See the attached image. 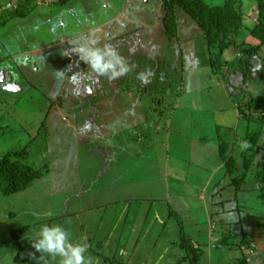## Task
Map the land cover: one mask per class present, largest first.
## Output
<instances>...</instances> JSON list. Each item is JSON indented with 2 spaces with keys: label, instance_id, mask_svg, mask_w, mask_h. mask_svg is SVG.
<instances>
[{
  "label": "rangeland",
  "instance_id": "374dc122",
  "mask_svg": "<svg viewBox=\"0 0 264 264\" xmlns=\"http://www.w3.org/2000/svg\"><path fill=\"white\" fill-rule=\"evenodd\" d=\"M104 1L106 0H94L93 4L87 5L83 12L79 11L78 22H80L79 24L83 23L87 30L89 27L87 25L91 23L90 29L94 26L95 31L107 32L110 30V33L116 35L114 26L117 27L123 22L131 21L125 17L118 19L119 13L115 12L119 10L118 4H120L121 12L125 10L126 0H122V4L119 3L121 0H114L118 1V4H110L111 6ZM206 1L211 4L224 2V0ZM243 1L246 13L245 24L250 26L256 20L257 5L254 0ZM80 2H84V0L74 1L75 4H80ZM11 5L10 3L6 7ZM148 6L147 0H143V2L133 0L131 4L133 8L130 7L128 12L133 20L147 21L151 23V27L157 25L156 29L149 32L153 41L151 50L134 49L132 44L129 45L132 42L130 37L129 40L123 39L117 43L118 38L113 40L107 38L106 45H113L128 67V71L123 76L114 80L102 76L103 78L98 83L97 78H92L90 84L95 88V92H90L87 90L88 85L85 88V82L88 74L93 70L80 59L77 52L70 51V43L66 49L56 52V56L58 55L59 59L64 57L65 61H68L69 57L70 64L75 61L78 69L83 70L82 73L66 74L64 73L65 68H61L60 72L58 62L51 61L53 56L49 55L43 73L40 74L36 68L29 70L32 76L30 77L39 84L28 86L26 91L30 95H37L41 98V101L31 102V104L37 103L38 107V112H34V114H41L37 121L45 117L46 114L43 112L45 109L48 112L51 111L49 117L60 116L65 121L66 118L62 110L72 112V115H76L77 110L79 114L85 115L91 120L89 121L86 117L82 122L84 125L82 128L88 132V137L92 139L90 142L94 141L93 136L95 137L96 133L103 132L105 126H108L110 131H116L124 140L129 133L138 134V141L148 142V147L157 151L159 163H164L166 168L169 164H175L170 172L171 181L168 182L169 187L176 195L171 200L170 215L165 223L160 224V220L154 223L150 234H147L143 241L142 237L130 238L129 235H132V232L127 231L129 223L122 226L123 219L119 220V229H116L118 222L117 224L113 223L114 228L109 229L108 223H103L101 218H95L99 211L93 209L94 205L101 202L99 191L94 190L87 193L86 190L78 189L81 178L77 180L75 176L79 173L80 166L78 167L77 162L69 161L70 152L68 150L59 148L60 143L66 140L65 134L67 133L65 131L67 129L58 128L61 132L56 135H52L50 132L46 136L48 137L47 141H44L43 137L37 135L35 128L37 125L32 123L25 126L26 131L23 132V135H18L20 139L18 144L22 146L16 149H28V155L21 157L20 160L36 169H41L42 178L40 177L41 179L39 178L27 189L26 192L30 191L29 194L22 192L7 196L0 190V264H60V257L53 258L47 253L36 251L33 247L38 238L39 228L45 223L61 224L71 233L72 242L86 243L88 245L87 256L91 264H142V261H145L146 264H154L159 253L166 246H169L166 250L169 254L167 253L165 262L169 261V257L174 252L183 248L181 262L175 264H188L183 262L189 261L188 255H190L183 244L184 237L188 239L189 244H192L191 238L196 239L198 235L207 230V225L204 222L208 223L209 217H212V221L219 225V230H222L223 216L231 213L229 210L231 205L233 207L236 205L235 187L231 183V179H225L228 177L224 170L220 172V169H217L218 172H215L216 164L206 159L208 156L204 153L203 148L211 146L216 132L213 128L219 127V125L229 126V129L223 128L221 134L224 140L232 141L236 128L230 127L236 123L234 104L239 102L237 98L239 95L233 94L232 98L229 93V82H224L222 75L212 73L205 36L185 11L178 10L183 37L176 41L169 40L163 33L161 21L158 24V19L161 16L160 0H151L154 17L152 13L146 14ZM14 7V9L17 8L16 5ZM38 10L36 6L32 14H21L15 17V20L0 16V36L4 37L3 41H9L12 46L19 47L32 39L29 36L21 37V30L26 23L33 19L31 17ZM9 15L13 17L14 11L12 10ZM103 16H108V18L102 22ZM133 26H135L134 29H138V25H130V27ZM89 31L91 32V30ZM132 31L130 33H133ZM247 31L244 30L243 37L248 43H255V38ZM78 32L77 45H89L90 43L85 40L86 36ZM143 34L142 29L135 37L139 36V39L142 40ZM156 34L157 39H155ZM96 40L98 41L100 38ZM152 41L149 40V42ZM60 52L62 53L60 54ZM262 53L264 54V52ZM236 54H238L236 49H228L224 58L226 60ZM59 59L58 61L63 64V61ZM253 61L256 64L262 63L257 58ZM183 65H185L184 70ZM141 72L148 73V76H146L147 78L142 77L139 82L137 80ZM91 76H95V74L93 73ZM132 78L134 79L132 80ZM142 80L144 81L142 82ZM236 92H246L254 99L256 98L264 108V71L255 73L254 80H249L246 84L241 85ZM58 100L63 101L61 106L58 104ZM25 103L28 104L26 101ZM20 104L10 103L9 108L14 106L12 109L15 111L12 115L20 121H24L25 119L19 114ZM257 114L259 113L251 111L252 116L256 117ZM242 122L243 125L238 123L239 128L243 129V133H245L246 123ZM68 123L70 125V121ZM15 128L19 129L17 122ZM48 129L52 130V127L50 126ZM205 134L209 145H203L204 141L202 140ZM6 142L0 143V154L7 153L8 150L4 149H7L6 147L11 143L8 139ZM28 143L29 147L24 146ZM101 145L100 143L99 146ZM231 146L233 145L231 144ZM88 147L84 146L78 150V156L81 157L83 163L82 168L89 158ZM95 148L98 149L96 145ZM237 149L234 145V151ZM73 156L75 159L76 156ZM252 173L254 174V172ZM255 182L253 180V182L246 183L245 186L251 188ZM73 184H75L74 187H72ZM260 184L264 183L260 182ZM38 187V192L33 191ZM102 187L99 185L98 188L102 190ZM254 195L258 200L246 201L244 208L247 212L261 217L264 215V190L261 194ZM74 211H78V214L71 213ZM61 214L63 216L68 214L63 218V221L59 220ZM239 214L245 221L246 215L241 211ZM55 217L59 221H56ZM114 217L115 215H113ZM110 218L111 216L109 220ZM51 219H53L52 222H50ZM259 220L264 223V218L256 219V226L251 228L257 235L255 240L250 243L251 257L247 258V262H250V259L253 261L254 257L256 259L264 258V229L261 232V227L264 224ZM82 221L83 223H81ZM135 223L139 230L140 219ZM208 226L207 234L215 236L217 234L219 237V230L215 226L210 227L209 224ZM239 228L237 229L236 226L227 227L225 228L226 234L228 235V230L236 229L235 234L240 235L239 240H243L241 239L243 236L246 239L251 237L250 230L246 231L245 227ZM163 233L167 234L166 237L162 236ZM133 234L138 235V232H133ZM206 237L211 238L209 235ZM172 239H175L176 243L170 246ZM254 245L257 247V254L252 248ZM218 247L216 252L220 256L224 253L221 250L224 247L219 245ZM201 248L203 249V245L200 246ZM20 250L30 251L27 259L16 260ZM210 250L211 247L207 246L208 254ZM253 253L254 257H252ZM232 254L231 250H228L222 260H218L215 264L225 263ZM177 258L179 257L177 256ZM256 259L253 262H256ZM106 260L110 261L103 262ZM189 264H191L190 261Z\"/></svg>",
  "mask_w": 264,
  "mask_h": 264
},
{
  "label": "crops",
  "instance_id": "0c3cea01",
  "mask_svg": "<svg viewBox=\"0 0 264 264\" xmlns=\"http://www.w3.org/2000/svg\"><path fill=\"white\" fill-rule=\"evenodd\" d=\"M58 1L59 0H0V16L7 17V19L15 20V17H18L21 14H32L36 6L37 10L39 9L31 17L33 19L29 23H26L21 30V37H32V39L26 41V44L23 43L19 47L12 46L11 42H4V37L0 36V143L2 141L7 143L6 139H8L11 145H8V147H6L7 149L4 150H17L16 148L22 146L21 144H18V142L20 141L18 135H23V132L26 131L25 126L31 125L32 123L37 125L35 127L37 135L43 137L44 141H47L48 137L46 136L49 135L50 132L52 135H56L61 132L59 131L60 128L62 130L63 128L67 129L65 131L67 133L65 134L66 140L60 143L59 148L65 149L66 151L68 150L70 152V156L68 158L69 161L77 162L78 167L80 166L79 173H77L75 176L77 180L81 178V183L78 189L82 191L86 190L87 193L94 190L99 191L101 202L94 205L93 209H97V211H99L98 214L95 215V218H101L103 223H108V225H110V227H108L109 229L114 228L115 225L113 226V223L117 224V222L118 224L116 226V229H119V220L121 221L123 219L122 226H124V224L126 223H129V225L127 226V231L132 232V235H129L130 238L134 237L135 239L137 237H142L143 241L145 240V237H147V234H150L154 223L160 220V224H163L165 223L167 217L170 215L171 200L172 197L176 195L169 187L168 182L171 181L170 172L172 168H174L175 164H169L168 168H166L164 163H159L157 151L152 150V147L149 148L148 142L145 143L138 141V134L129 133L128 137L124 140L116 131H110L108 126H105L103 132L96 133V136H93L94 141L90 142L92 139L88 137V132L82 128V126H84L82 122L87 116L79 114V111L77 110L76 115H72V112L69 113L62 110L63 115L66 118L65 121V119L60 116H56L55 118L49 117L51 111L48 112L47 109H45V111H43L46 114L45 117L43 119L41 118V120L38 119L37 121V118L41 117V114H34V112H38V107L37 103L31 104V102L41 101V98H39V96L37 95H30L26 90L28 86L39 84L37 83V81L31 78L32 76L30 75L29 70L36 68V70H38L40 74L43 73L46 69L47 63L45 62L47 61V58H49V55L53 56L51 61L56 60L58 62V66H60V72L61 68H65L66 70L64 73L66 74L75 72H78L79 74L82 73L83 70L81 68L78 69L75 61L70 64L69 57L68 61H65L64 57H60L59 59L58 55L56 56V52L58 53L62 49H66L70 46V43V51L73 50L74 44L75 47L80 46L76 43L77 39L79 38V36L77 37L78 30H81L78 33H83L86 36L87 39L85 40H87L89 43H91V41H96L97 45L100 47L106 46L107 38H110L112 40L118 38L116 41L117 43L119 40H129L130 37L132 38V42L129 45L132 44V47L134 49L139 48L143 50L144 48L145 50H150L153 41L152 35L149 32H152V29L154 28L156 29L157 25L151 27V23L147 21L142 22L139 19L133 20L128 12L133 0H126V7L123 12H121L120 10V4H118V1L115 2L114 0H106L104 1V3H107L109 5H114V3L118 4L117 6L119 10L115 11L116 13H119L118 19H120L121 17H125L130 19L131 21L129 23L123 22L121 23L122 25L119 24L117 27L114 26L116 35L110 33V30L107 32L95 31L94 26L92 29H90V27L92 26H90L91 23L87 25L89 26L87 30L85 29L83 23L79 24L80 22H78L79 18L77 15L80 13L79 11L83 12L87 8V5L93 4L94 0H84V2H80V4L74 3V1L77 0H70L66 4H60L58 3ZM141 1L143 2V0ZM147 2L149 3V6L146 14L150 15L152 13L154 17V11L151 10V0H147ZM160 2H162V0H160ZM10 3L12 5L6 7ZM119 3L122 4L123 1L121 0ZM15 5L17 7L16 9H14ZM142 5H144V3H142ZM135 8L134 10L137 11V9ZM12 10L14 11L13 17L9 15ZM102 18H104L102 20L103 22L108 18V16H103ZM158 20L160 21V19ZM21 25L23 24L21 23ZM76 25L78 29L75 28ZM130 25H138V29H134L135 26L130 27ZM142 29L144 34L142 40H140L139 36L135 37V35L138 34V32ZM89 30H91L92 33ZM131 31L133 33H130ZM99 38L100 40L97 41L96 39ZM155 39H157V34ZM149 40H151L152 42H149ZM108 46L114 48L113 45ZM61 53L62 52H60V54ZM57 58L59 60H62L63 64H61ZM16 69L19 71L17 72ZM90 73H94L95 76H91L92 74ZM90 73L87 76L88 78L85 82V88H87L88 85L89 87L87 88V90H89L90 92H95V88L90 84V80L92 78H97L98 83L103 77L99 76L94 71ZM139 74H141L137 80L139 82H141L142 77L148 76V73L145 72H141ZM240 78L241 74H237L236 76L232 77V81L235 82L237 80H240ZM133 79L134 78H132V80ZM243 80L241 81V83H239V87L241 86L240 84L243 85ZM143 81L144 80H142V82ZM229 91L234 92L230 89ZM119 92H121V90H119ZM248 98L251 99V96H248ZM25 101L28 102V104L25 103ZM62 102L63 101L58 100V104H60V106ZM10 103H21L19 105V114L26 121H20L14 115H12L15 109H12L14 106H11L9 108ZM46 106L48 107L47 103ZM234 107L236 108L234 110V118H236V123L233 124L232 129H236L234 132V136L231 139L232 141H228L227 139L226 141L234 144L238 148L237 145H240L241 147L243 144V142L239 140L240 133H242L243 131H239L240 128L238 123L240 122V119L238 116L237 104H234ZM87 118L89 121H91L89 117ZM69 121L70 125L68 123ZM16 122L19 125V129L15 128ZM50 126L52 127V130L48 129ZM225 127L229 129L228 126H224L220 128V131L222 132L223 128ZM217 128L218 126L213 129L216 130ZM217 131L218 129L214 133L215 137L212 135V137H214L215 139L212 140L211 146L203 148V151L208 156L206 159L216 164V167L214 169L215 172H218L217 169H220L221 172L222 170H225V162L221 156L220 141L218 140ZM43 134L46 135L43 136ZM207 140L208 138L205 134L202 140L204 141L203 145H209V142H207ZM100 143L102 144L101 146H99ZM95 145L98 147V149L95 148ZM24 146L29 147V143ZM84 146H89L87 148V150L89 151L87 154L89 158L82 168L83 163L81 157L78 156V150L84 148ZM2 155L3 153L0 154V156ZM73 155L76 156L75 159ZM237 157L240 156L237 155ZM254 178L252 177V179H250V182H253V180H255ZM255 181V184L251 185V188H247V186H245L243 188V191H240L239 194H237V191L235 190L234 194L236 205L235 207L231 205L229 209L231 213H229V215L223 216L222 230H219V225L212 221V217L208 218V223L204 222L207 225V230L209 228L208 224L210 225V227L215 226L217 230H219V237H217V234L216 236L214 234H207L206 230L201 235H198L196 239L191 238L192 244L190 245L192 248H200L201 245H203L204 249H206L207 246L211 247V250L208 254L210 264H215L218 260H222L223 255L226 254L228 250H231V253L233 254L230 259L223 264H241V258H244L245 254H247L246 260L248 257H251V254L249 252L250 243L255 240V237L257 235V233H254V230L251 228L256 226V219L264 218V215L261 217L259 215L258 217L254 218L250 217V213L247 212L244 208L246 201L250 202L252 201V199L258 200L255 198L256 195L254 194H261L264 190V184H260L258 180ZM33 184L34 182L30 185V187ZM75 184H73L72 187H74ZM99 185L103 186L102 190L98 188ZM27 189L22 192L25 193ZM38 189L39 187L34 188L33 191L38 192ZM26 193L29 194L30 191ZM78 211H74L71 213L78 214ZM240 211L246 215L245 221L240 216ZM232 213L234 214L233 217ZM66 215L68 214H64V216L62 214L59 215V220L63 221V218ZM113 215H115L114 218ZM110 216L111 218L109 220ZM54 219L56 220V217ZM138 219H140L139 230L137 224L135 223V221H137ZM52 220L53 219H51L50 222H52ZM83 221L81 223H83ZM261 223L263 222L261 221ZM230 226H236L237 229H240L239 227H245L246 231H251V237L247 239L245 238V236L241 237V239L243 240L250 241V243L244 249V252L240 251L238 247L239 243L243 240H239L240 238L238 237H240V235H238L237 233L235 234L236 229L228 230L229 233L228 235L226 234L227 232L225 228ZM261 229V232H263L264 225H262ZM133 232H138V235L133 234ZM166 235V233L162 234L163 237H166ZM206 235L211 236V238L206 237ZM174 243H176V240L172 239L170 246H173ZM218 245L220 247H224V249H221L222 251H224V253H222L220 256H218V252H216V250L219 248ZM168 247L169 246H166L162 249L161 253H159V257L155 260L154 264H175L176 262H181L180 258L183 256L182 251L184 250L181 247V250L174 252L171 257L168 256V262L164 261L169 254V252L166 251ZM252 248L256 251L257 254L256 245H254ZM243 255L244 257H242ZM177 256L179 258H177ZM254 256L255 255L253 253L252 257ZM255 259L256 258L254 257L253 261ZM110 260H106L103 262H109ZM253 261L252 259H250V262H247V264H264V258L262 257L256 259V262ZM183 262L189 264V261ZM142 264H146V262L142 261Z\"/></svg>",
  "mask_w": 264,
  "mask_h": 264
},
{
  "label": "trees",
  "instance_id": "16d2710c",
  "mask_svg": "<svg viewBox=\"0 0 264 264\" xmlns=\"http://www.w3.org/2000/svg\"><path fill=\"white\" fill-rule=\"evenodd\" d=\"M68 1L70 0H59L58 3L66 4ZM254 1L257 5L256 20L250 26L245 24L246 13L243 0H224L222 4H211L206 0H162L160 9L163 33L169 40L179 41L183 37L178 10L185 11L196 22L207 42L212 73L222 75L223 81L229 82L230 88H228L234 91L229 92L231 97L234 96L233 94L239 95L237 96L239 123L243 125L242 121H245L247 127L245 133L242 132L243 129L239 130L242 132L240 138L242 145L246 143L247 147L237 145L238 149L234 151V144L231 146V143L221 136L220 128L224 126L219 125L217 128L220 152L225 162V175L229 177L227 179H231L237 194L243 191L245 184L250 182L252 177L264 183V108L256 98L254 99L246 92H236L243 79L245 83L249 80L253 81L254 74L259 72H253V68L257 65L253 61L255 58L262 61L259 65L264 66L262 53L264 52V0ZM244 30L255 38V43H248L245 40ZM228 49H236L238 54L225 60V52ZM237 74H241V78L233 82L232 77ZM248 96H251L250 100H246ZM253 110L259 113L256 117L251 115ZM26 155H28V149L14 150L0 157V190L5 195L26 190L42 176L41 169H36L20 160ZM250 217H258V215L250 213ZM249 243L250 241L247 240L240 242L238 246L240 251L244 252ZM183 244L190 252L188 257L191 264H210L206 249L192 248L186 237ZM19 253L16 257L17 261L21 258L27 259L30 251L20 250ZM246 256L247 254L245 257L242 256L244 258H241V264H247Z\"/></svg>",
  "mask_w": 264,
  "mask_h": 264
},
{
  "label": "clouds",
  "instance_id": "9594fccd",
  "mask_svg": "<svg viewBox=\"0 0 264 264\" xmlns=\"http://www.w3.org/2000/svg\"><path fill=\"white\" fill-rule=\"evenodd\" d=\"M73 51L77 52L80 59L99 76L114 80L128 71L124 59L111 46L100 47L96 41H91L89 45L82 44L75 47ZM261 70H264V66L259 64L253 68V72ZM246 100L250 98L246 97ZM239 140L241 141V138ZM242 147L246 148L247 144L245 143ZM37 236L33 244L36 251L47 253L53 258L60 257V264H91L87 256L88 245L83 242H72L71 233L63 225L45 223L39 228Z\"/></svg>",
  "mask_w": 264,
  "mask_h": 264
}]
</instances>
